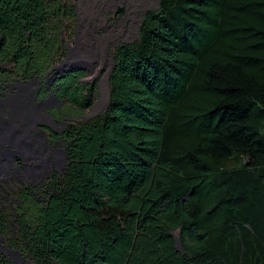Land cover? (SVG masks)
<instances>
[{
  "label": "trees",
  "instance_id": "obj_1",
  "mask_svg": "<svg viewBox=\"0 0 264 264\" xmlns=\"http://www.w3.org/2000/svg\"><path fill=\"white\" fill-rule=\"evenodd\" d=\"M75 16L0 0V84L45 76ZM110 83L50 204L0 231L36 264H264V0H160Z\"/></svg>",
  "mask_w": 264,
  "mask_h": 264
},
{
  "label": "flooded vegetation",
  "instance_id": "obj_2",
  "mask_svg": "<svg viewBox=\"0 0 264 264\" xmlns=\"http://www.w3.org/2000/svg\"><path fill=\"white\" fill-rule=\"evenodd\" d=\"M147 13L143 14L142 21ZM112 17L98 12L93 21L89 19L87 23L90 32L81 35L76 7V20L64 30L66 51L60 62L45 76L14 77L0 84L2 221H7L8 213L20 217L50 204L57 181L70 165L74 128L108 110L113 70L108 75L110 95L106 107V104L100 106L104 96L103 79L99 75L91 77L88 71H95L97 63L108 58L115 66L117 49L130 43H120L119 37L111 36L114 33L110 29ZM8 237L0 231V252L10 255L19 264H36L32 255L15 247Z\"/></svg>",
  "mask_w": 264,
  "mask_h": 264
},
{
  "label": "rangeland",
  "instance_id": "obj_3",
  "mask_svg": "<svg viewBox=\"0 0 264 264\" xmlns=\"http://www.w3.org/2000/svg\"><path fill=\"white\" fill-rule=\"evenodd\" d=\"M159 4L160 0H76L79 24L81 26L80 31L82 32L81 35L90 32L87 23L89 22V19L90 21H93L98 15V12H100L101 15H107L108 18L112 16L115 17V20L113 19L114 17L110 19V24L113 25L110 29L112 28V30H114V33H112L111 36L117 39L120 38V43H133L140 37V25L143 14L146 11L157 10ZM100 17L101 16H99V18ZM95 20L94 21L97 23L99 19L96 18ZM108 43H110V40L106 42V44ZM73 54H75V52ZM104 62H106V64ZM95 69V71H88V73L91 77L99 75L100 78L103 79V84L105 86L102 88L104 96L100 102L101 106L102 104H106L110 95L108 75H110L111 71L114 69V63L108 58L105 61L102 60L101 62H98ZM106 106L107 104L105 107ZM104 109L105 108H103L101 112Z\"/></svg>",
  "mask_w": 264,
  "mask_h": 264
},
{
  "label": "water",
  "instance_id": "obj_4",
  "mask_svg": "<svg viewBox=\"0 0 264 264\" xmlns=\"http://www.w3.org/2000/svg\"><path fill=\"white\" fill-rule=\"evenodd\" d=\"M177 246H178V248H179L181 251H183V246H182L181 241H180L179 238H177Z\"/></svg>",
  "mask_w": 264,
  "mask_h": 264
},
{
  "label": "bare ground",
  "instance_id": "obj_5",
  "mask_svg": "<svg viewBox=\"0 0 264 264\" xmlns=\"http://www.w3.org/2000/svg\"><path fill=\"white\" fill-rule=\"evenodd\" d=\"M47 116V115H46Z\"/></svg>",
  "mask_w": 264,
  "mask_h": 264
}]
</instances>
